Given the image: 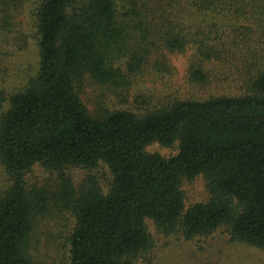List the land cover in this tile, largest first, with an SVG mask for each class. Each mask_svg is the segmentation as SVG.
Returning a JSON list of instances; mask_svg holds the SVG:
<instances>
[{"label":"trees","instance_id":"trees-1","mask_svg":"<svg viewBox=\"0 0 264 264\" xmlns=\"http://www.w3.org/2000/svg\"><path fill=\"white\" fill-rule=\"evenodd\" d=\"M29 1L0 0V30L11 33ZM221 5L236 24H222ZM32 17L39 71L0 114L12 182L0 193V264H38L30 247L52 207L76 219L70 264H137L154 247L149 221L188 240L227 226L264 250V0H38ZM172 56L189 58V86L153 108L93 115L80 98L87 81L128 93L148 73L173 77ZM220 64L243 93L202 97L197 88L229 77L211 67ZM154 143L179 153H148ZM101 163L114 178L108 194L66 174ZM37 165L58 174L56 189L28 185ZM199 177L210 199L187 209L182 182Z\"/></svg>","mask_w":264,"mask_h":264},{"label":"rangeland","instance_id":"rangeland-1","mask_svg":"<svg viewBox=\"0 0 264 264\" xmlns=\"http://www.w3.org/2000/svg\"><path fill=\"white\" fill-rule=\"evenodd\" d=\"M38 0L27 3L22 14L17 18L16 28L12 32L4 33L0 30V93L6 101L0 106V114L9 107V98L24 91L39 71L40 49L39 40L33 25L32 13ZM233 7L221 5L218 13L226 27L236 24V18L231 14ZM226 13V14H222ZM225 15H228L224 18ZM1 27V25H0ZM15 39V40H14ZM191 54V53H190ZM243 62V58H240ZM171 63L175 76H164L158 73H148L145 77L136 79L133 88L128 93H120L116 87L100 86L93 81H87L79 89L80 98L93 115L103 110L125 111L137 113L144 109L153 108L160 101H168L177 96L181 88L187 87L189 80V58L186 56H172ZM236 67L243 65L239 60ZM218 69L221 77L212 82L210 88L199 91L202 97L219 95H241L240 77L230 71L232 66H211ZM124 94V95H122ZM147 152L159 154L164 158H171L179 153V143L172 147H164L154 143L147 147ZM76 188L95 181L104 194H108L113 183V175L104 164L93 169L72 168L66 171ZM30 187L47 191L56 189L58 174L47 171L41 165L32 168L25 175ZM12 182L0 163V193L7 191ZM182 190L186 196V208L207 202L210 194L204 178L193 181L184 179ZM76 228L73 213L65 207H52L46 215L38 219L35 227L30 255L38 264H70L71 238ZM149 231L154 239L151 251L140 255L137 264H264V250L252 247L234 240L230 228L221 227L217 231L193 240L186 239L182 234L170 236L160 233L153 222H148Z\"/></svg>","mask_w":264,"mask_h":264}]
</instances>
